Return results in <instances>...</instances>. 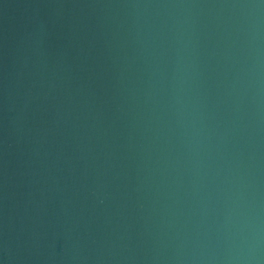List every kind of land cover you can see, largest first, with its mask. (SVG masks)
Here are the masks:
<instances>
[{"label": "water", "instance_id": "95a60500", "mask_svg": "<svg viewBox=\"0 0 264 264\" xmlns=\"http://www.w3.org/2000/svg\"><path fill=\"white\" fill-rule=\"evenodd\" d=\"M0 264H264V0H0Z\"/></svg>", "mask_w": 264, "mask_h": 264}]
</instances>
